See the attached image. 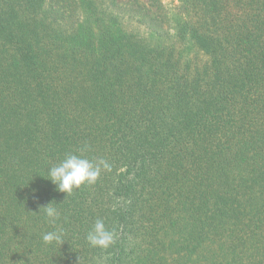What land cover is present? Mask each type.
<instances>
[{
	"label": "trees",
	"instance_id": "1",
	"mask_svg": "<svg viewBox=\"0 0 264 264\" xmlns=\"http://www.w3.org/2000/svg\"><path fill=\"white\" fill-rule=\"evenodd\" d=\"M160 2L0 0V264H264V0H180L197 63L123 28ZM69 153L110 170L67 196Z\"/></svg>",
	"mask_w": 264,
	"mask_h": 264
},
{
	"label": "clouds",
	"instance_id": "2",
	"mask_svg": "<svg viewBox=\"0 0 264 264\" xmlns=\"http://www.w3.org/2000/svg\"><path fill=\"white\" fill-rule=\"evenodd\" d=\"M110 170V165L103 159L93 162L81 155L67 154L55 166L47 170L49 181L56 186V190L61 193L70 195L74 189H79L85 184H94L100 173L101 168ZM36 190L33 189V197H35ZM43 209L44 214L51 222H55L59 217V212L53 206V202L45 206H39V211ZM63 230L51 231L42 234V241L46 245L53 243L60 244L65 242L63 239ZM116 234L114 230H109L105 226L103 219H97L91 230L86 235V240L92 247L108 248L115 242Z\"/></svg>",
	"mask_w": 264,
	"mask_h": 264
},
{
	"label": "rangeland",
	"instance_id": "3",
	"mask_svg": "<svg viewBox=\"0 0 264 264\" xmlns=\"http://www.w3.org/2000/svg\"><path fill=\"white\" fill-rule=\"evenodd\" d=\"M50 2L51 0H47ZM124 1V4H130L133 0H118ZM141 2L146 3L147 0H140ZM162 6V12L165 14L166 20V33L164 34H151V32L141 23L136 22L134 19L125 18V16L120 15L121 24L125 30L133 32L137 38L148 40L150 42L157 43L162 46H173L176 50L175 52L179 54L180 58L184 61L187 59L192 60L194 63H197L200 60V54L190 53V49L186 50L188 42H182L177 39L175 36V18L178 15V5L180 0H160ZM129 2V3H126ZM140 239V238H137Z\"/></svg>",
	"mask_w": 264,
	"mask_h": 264
}]
</instances>
